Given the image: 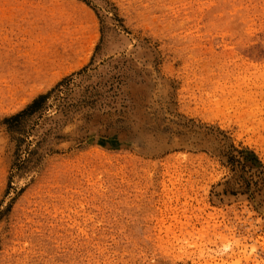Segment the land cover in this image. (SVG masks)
<instances>
[{
    "label": "rangeland",
    "instance_id": "rangeland-1",
    "mask_svg": "<svg viewBox=\"0 0 264 264\" xmlns=\"http://www.w3.org/2000/svg\"><path fill=\"white\" fill-rule=\"evenodd\" d=\"M210 256L264 264V0H0V264Z\"/></svg>",
    "mask_w": 264,
    "mask_h": 264
},
{
    "label": "bare ground",
    "instance_id": "bare-ground-1",
    "mask_svg": "<svg viewBox=\"0 0 264 264\" xmlns=\"http://www.w3.org/2000/svg\"><path fill=\"white\" fill-rule=\"evenodd\" d=\"M208 225H209V224H208ZM215 225H216V224H215ZM215 225H214L213 228H216ZM212 226H213V225H212ZM204 228H205V227H204ZM211 228H212V227H211ZM208 229H209V227H208ZM206 230H207V227H206ZM206 232H207V231H206ZM206 232H204V233L202 232V234L199 235V238H198V239H199V240H202V239H203V240L206 241V242H207V241H210V239H211L210 237H208V240H206L207 238H205V235L207 234ZM215 232H216V230H215ZM205 233H206V234H205ZM217 233L219 234V230H218ZM216 235H217L216 233H213V236H214V237H215ZM198 239H197V240H198ZM193 244L196 245V241H194ZM205 246H206V243H205ZM249 255H250V254H249ZM247 257H248V256H247ZM247 257H246V259H247ZM248 258H250V256H249ZM213 261H215V264H219V263L217 262V260H216L213 256H210V261H209V263L212 264ZM232 264H237V263H232ZM255 264H256V263H255ZM257 264H259V262H258Z\"/></svg>",
    "mask_w": 264,
    "mask_h": 264
}]
</instances>
